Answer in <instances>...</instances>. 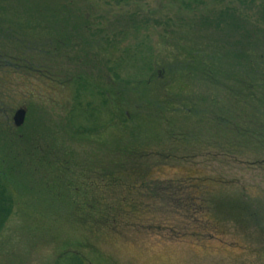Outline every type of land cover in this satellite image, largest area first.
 <instances>
[{
	"label": "rangeland",
	"instance_id": "obj_1",
	"mask_svg": "<svg viewBox=\"0 0 264 264\" xmlns=\"http://www.w3.org/2000/svg\"><path fill=\"white\" fill-rule=\"evenodd\" d=\"M142 1L137 6L149 12L150 26L155 24L154 19H159L164 26L171 24L176 28L165 32L164 37L149 28L129 39L94 38L85 28L90 12L99 14L101 7L100 12L109 17L113 11L98 0H0V16L9 19L6 24L10 23L17 34L38 39L46 47L55 44L57 48L64 42L80 62L78 65L59 59L57 64H62L68 75L116 90V84L109 78L110 74L115 77L110 72L112 66L121 78L131 75L140 79L145 97L164 98L167 83L169 91L177 96L173 102L194 103L200 108L196 114L165 111V123L160 124L162 149L177 154L178 159L158 168L156 176L178 181L190 178L206 184L208 234L201 239L170 236L168 228L159 225L177 222L178 217L162 213L161 199L152 202L141 224L131 219L130 226L124 229L128 236L107 226L88 228L92 223L79 219L82 213L77 214L76 202L87 197L97 203L105 200L118 203L117 180H108L107 186L100 187L90 185L87 175L96 171L100 163H111L125 127H108L95 134L78 133L69 122L76 86L73 79L54 84L34 76H20L15 78L16 91L5 101L11 123L0 126V169L15 199L13 213L0 236V264H54L65 249L81 252L87 264H264V144L232 134L223 124L214 123L211 115L203 113L214 107L223 115L234 113L242 124L253 118L249 126L264 127V91L257 89L258 98L244 105L229 89L243 88L240 78L244 77L245 64L238 57L240 51L264 52V34L253 30L254 22L264 29L262 9L255 6L241 15L248 16V22L245 21L248 27L244 25L243 29L251 35L243 38L242 29L235 33L214 24L213 17L220 6L210 4L208 13L205 10L203 15L194 16L181 9L177 0ZM39 8L44 10L39 12ZM61 9H65V17ZM96 18H89L90 23L100 22ZM193 49H197L194 54L201 56L199 59L208 68H213L211 79L191 73L187 67L188 51ZM153 70L162 76H151ZM261 79L260 72L254 80ZM138 95L137 91H129L122 101L135 109L136 105L141 106ZM20 108L26 109V118L17 127L13 117ZM141 108L159 118L156 107ZM176 128L186 136L172 141L168 135ZM148 129L143 121L136 130L146 133ZM37 142L43 150L33 148ZM66 161L73 166V174L59 169L58 164ZM74 174L79 185L71 184ZM77 186L80 189L75 191ZM242 195L253 200L261 218L258 225L254 220L247 225L238 222L237 212L234 216L235 213L228 212L236 210L233 206L217 209L213 202L221 197L235 202ZM214 224L218 225L216 231Z\"/></svg>",
	"mask_w": 264,
	"mask_h": 264
},
{
	"label": "trees",
	"instance_id": "obj_2",
	"mask_svg": "<svg viewBox=\"0 0 264 264\" xmlns=\"http://www.w3.org/2000/svg\"><path fill=\"white\" fill-rule=\"evenodd\" d=\"M98 1L102 2L104 7L106 5L107 9H112L113 11L111 12V16L109 14V17H107L106 13L100 12L101 4L98 3L100 7L99 14H95L93 11L92 13L90 12L91 15L87 17L88 21L86 19L85 28L88 34L94 35V38L98 36L102 40H111V36H113L116 39L119 37L129 39L130 36L131 38L134 37V33L139 34L141 31L143 32L149 28L155 29L158 36L164 37L163 34L165 32L176 28L173 25L171 26V24L164 26L163 21L159 19H154L155 24L150 26L148 24L151 20L149 18L150 15H148L149 12L137 6L140 2H143L142 0ZM176 2L179 3L181 9L192 12L194 16L196 14L203 15L205 10L208 13L210 4L217 7L220 6V10L213 17L214 24L218 28L228 27L227 29L231 32L235 31V33L242 29L244 31L241 34L243 38L250 37L251 35L243 29L244 25L247 26L248 16L247 18H242L241 15H246L247 12L245 11L255 6H260L264 14V0H177ZM40 10L42 11L44 8H39V12ZM61 11L59 12L65 17V9H61ZM93 17H97L96 19H99L100 22L94 20L95 22L90 23L89 18L93 19ZM206 20H208V14ZM8 21V18L0 16L1 127L5 126L9 121L10 115H8V105L5 101L16 91L14 89L15 78L20 76H34L54 84L68 83L73 79L72 81L76 82V86L73 90L69 122L78 133L95 134L108 127H125L122 129L124 132L121 133L117 140L114 158L111 163H100L99 166H95L96 171L87 175L90 185L98 184L100 187L107 186L108 180H117L116 196L118 203H109L111 200L97 203L93 199L82 198L78 200L80 203L76 202L77 214L82 213L79 219L84 220L86 224L92 223L88 228L107 226L115 233L128 236L124 229L130 226V221L135 220L136 224H141L142 219L150 211L152 202L160 201L161 199L159 206L162 213L178 217L177 222L159 225L163 229L168 228L170 236H175L176 238L184 236H196L199 239L205 238V234H208L210 222L207 216L208 209L204 197L206 184L192 181L190 178L178 181L175 179L164 180L156 176L158 168L178 159L177 154L170 150L162 149L163 146L161 144L164 140L162 134L160 135V124L165 123V111L176 112L175 110H178L185 114H196L200 108L196 107L194 103L177 104V102H173L175 99L177 101V96L169 91L167 83H164V90L166 91L164 98L153 99L145 97L141 93L142 88L140 86L142 84L139 83L140 79H135L131 75L121 78V75L112 66V71L110 72L115 77H112L110 74L109 78L113 79L116 84V90L78 79L74 74L68 75L64 72L65 68L61 66L62 64H57L59 59L72 61L78 65H80V62L70 52L71 50L64 42L57 48H55V44L52 46L49 44V47H46L43 44L44 42L41 43L38 39L25 38L24 35L17 34L12 26L9 25L10 23L6 24ZM253 25H255L253 30L257 29L254 31L256 34H264V29L261 28L259 23L254 22ZM108 26H112V29H107ZM252 40L249 39L247 41ZM254 51L241 50L240 54H238L239 59L245 64L243 69L244 77L241 76L240 78V87L243 88L229 87L235 95V99L244 105H250L253 100L258 98L257 89L264 91V71L262 70L264 66V52ZM188 53L190 57L187 67L190 68L191 73L197 72L211 79L214 76L212 75L213 68L211 66L208 68L207 63L199 59L201 56L194 54L198 53L197 49H193V51L189 50ZM116 64H119V62L117 61ZM260 72L262 81L258 82L254 79L257 75H260ZM103 74L101 72L100 75L103 76ZM151 76L161 77L162 75L158 74V72L156 74L155 70H153ZM129 91L131 93L132 91L139 93L138 99L141 101V106L136 105L135 109L131 108V106L130 108L125 106V102L122 100H125V94ZM141 107L146 109L156 107L160 113L159 118H153ZM216 111L218 110H215L213 107L212 111L208 109L207 112L203 113L211 115L214 118V123L218 125L223 124L222 126L232 134L244 135L256 140L260 144H264V127L252 128L249 126L253 124V118L242 124L234 113L226 112L223 115ZM215 112L221 115H217ZM143 121L146 122L149 129L146 133H139L137 130L142 127ZM130 125L131 127H129ZM168 136L170 140L175 141L183 139L186 133L176 128V130L170 131ZM38 143H34L33 148L35 150H43L44 147ZM62 163L58 164L62 172L70 174L69 171L72 172L74 170L68 161L63 163V165ZM74 175L76 177L74 176V181L71 184L76 183L79 185L76 181L77 175ZM77 189H80V186H77L75 191ZM130 194L131 197H129ZM237 199V201L233 202L229 198L221 197L213 200V202L216 203L217 209L222 207L225 209L227 205L233 206L236 210H229L228 212H237L236 219H239L238 222L241 221L246 224L250 220H254L258 225L261 218L258 217L253 200L248 199L245 195ZM14 201V195L10 187H8L4 174L0 169V236L13 213ZM99 203L100 205L97 207ZM96 211H98V214ZM83 213L86 215L83 216ZM240 214L242 215L241 218H239ZM234 215L236 213L232 216ZM180 217L181 221L179 220ZM217 229L218 225L214 224L213 231ZM210 234L213 235V233ZM54 264H87V262L81 252L65 249L57 255Z\"/></svg>",
	"mask_w": 264,
	"mask_h": 264
},
{
	"label": "water",
	"instance_id": "obj_3",
	"mask_svg": "<svg viewBox=\"0 0 264 264\" xmlns=\"http://www.w3.org/2000/svg\"><path fill=\"white\" fill-rule=\"evenodd\" d=\"M26 118V109L20 108L18 109L13 117L14 125L20 127L24 124Z\"/></svg>",
	"mask_w": 264,
	"mask_h": 264
}]
</instances>
